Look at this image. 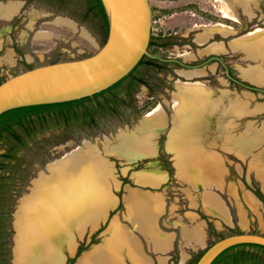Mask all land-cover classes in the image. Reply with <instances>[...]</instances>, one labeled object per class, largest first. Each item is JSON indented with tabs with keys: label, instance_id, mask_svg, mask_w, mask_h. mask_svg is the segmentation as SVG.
<instances>
[{
	"label": "rangeland",
	"instance_id": "1",
	"mask_svg": "<svg viewBox=\"0 0 264 264\" xmlns=\"http://www.w3.org/2000/svg\"><path fill=\"white\" fill-rule=\"evenodd\" d=\"M13 4L19 10L12 18L0 14V83L34 67L91 56L107 40L105 23L90 0H0V8ZM150 4L149 52L158 59L145 58L121 86L87 102L86 106L66 108L63 115L58 111L35 115L30 123L15 126L13 134L1 137L0 264H15L22 214L33 203L39 185L53 179L56 169L50 167L85 147L93 149L92 160L108 166L104 184L111 200L112 196L117 200L116 208L97 226L76 229L72 245L65 243L58 254L63 242L71 243L69 231L79 226L82 213L94 210L88 198L70 199L73 201L70 211L65 212L68 221L65 232L52 228L45 239L49 249L38 250L25 264H79L81 258L93 254L103 244L115 218L130 228L124 219L127 212L123 201L128 195L124 187L145 189L138 185L136 175L146 172H160L167 178L159 189L146 190L165 194L166 213L160 218V227L177 235L168 264H196L210 246L230 235H264V202L257 195L258 191L264 195V44L256 39L264 36V32L259 33L264 29V0H150ZM200 35L204 36V43H199ZM237 39L255 44V53L231 50L232 42H240ZM213 57L220 58L222 63L210 60ZM223 64L234 79L261 91H250L234 83L227 77ZM194 88L204 89L208 99L221 101L219 109H224L226 115L229 107L232 111V118L224 117L227 120L224 131L226 142H234L237 153L218 154L223 160V184L204 191V196L212 192L222 200L228 212L226 219L211 213L207 203L208 211L202 205L190 206L184 192L186 186L176 176L177 154L168 152L171 122L168 120L166 132L158 136L143 133L154 125L144 124L142 119L155 111L162 113L153 117L172 119L179 111L190 115L188 106L198 108L194 114L210 107L216 109L212 104L205 105L199 90ZM175 99L182 104L178 108ZM232 128L240 134L230 136ZM135 130L139 136L132 135ZM128 135L133 137L126 138ZM123 156L138 159L128 161ZM98 202L100 207L108 203ZM74 211V215H69ZM190 212L204 222L202 249L185 246L181 229L173 225L174 221L192 225L186 218ZM132 213L140 216L135 210ZM117 229L116 235L113 230V247L119 248L127 236ZM106 252L110 251L102 252L104 261ZM235 253L242 254L241 264H264L256 261L263 253L255 246H240L229 252L228 257ZM148 254L155 259L154 254ZM218 264L234 263L229 260Z\"/></svg>",
	"mask_w": 264,
	"mask_h": 264
},
{
	"label": "crops",
	"instance_id": "2",
	"mask_svg": "<svg viewBox=\"0 0 264 264\" xmlns=\"http://www.w3.org/2000/svg\"><path fill=\"white\" fill-rule=\"evenodd\" d=\"M199 43H204V36L200 37ZM246 44L247 42L240 41L237 43V41H234L231 44V50L240 49L249 53L251 46L246 48ZM243 46L245 48H243ZM209 99L212 101V107L216 109L210 107L208 111H201L193 115L179 111L178 114L174 113L172 119H169L171 128L167 137L168 152L175 155L177 154L174 158L176 176L178 182L186 186L184 192L189 198L190 206L197 207L202 205L203 210L205 209L208 211L207 205L205 204L207 203L209 204L208 208L211 213L226 219L228 212L222 200L216 195H211L212 192L204 196V191L206 189V191L209 192V189L223 184V171H221L224 169L223 160L221 157H218V154L221 152L237 153L235 143L232 142L231 144L230 142H226L224 131L227 121L224 117H227V119H229V117L232 118V111L229 107V113L226 115L224 109H219L221 101L213 100L210 97ZM233 103H231V105H233ZM160 122H162L161 119L159 120V123ZM231 130L230 136L234 137L240 134L233 128ZM208 138L214 139L211 142ZM158 173L146 172L136 175L138 185L145 189H135L129 186L124 187L128 192V195L125 196L123 201L127 212V214L124 215V219L127 220L131 227L129 228L124 225L121 219L115 218L105 233L103 244L96 248L93 254L81 258L79 264H95L94 258H96V254L101 249L119 254L120 260L116 262V264H168V254L174 249L177 235L174 232H165L160 227V218L166 213L165 194L164 192L154 193L146 190L148 188L159 189L166 182V175ZM131 190H135L137 193L131 192ZM138 193L147 197L150 203L142 206L140 216H135L132 213L133 204L128 200L133 195L139 196ZM117 204V200L112 196L111 202L105 204L102 210H90L86 213H82L79 226H74L69 231L71 243L63 242L60 249H57L59 250L58 254L65 243H67V245H72L73 234L76 229L78 230L79 227L83 228L84 225L97 226V223L103 218H106L109 211L115 209ZM186 218L192 225H185L181 223V221H174L173 225L181 229L185 246L202 249L205 243L204 240L200 243L194 240L193 232L198 228L199 231L203 232L204 239V222H202L199 215L193 212L186 214ZM112 225H114L113 230L114 228H119L121 231L125 232L131 242L127 239L125 243L126 239H123V244H120L121 246L119 248L116 246L113 247L114 231H110ZM117 249L120 250L119 253ZM148 252L156 256L154 260ZM184 259H186V257Z\"/></svg>",
	"mask_w": 264,
	"mask_h": 264
},
{
	"label": "water",
	"instance_id": "3",
	"mask_svg": "<svg viewBox=\"0 0 264 264\" xmlns=\"http://www.w3.org/2000/svg\"><path fill=\"white\" fill-rule=\"evenodd\" d=\"M100 1L108 21V36L105 44L91 56L34 67L0 83V116L14 109L94 97L129 76L145 57L158 59L149 52L152 39L150 0ZM210 60L222 63L218 57ZM224 67L227 77L234 83L250 91H261L234 79L229 69L225 65ZM160 119L162 122L159 123ZM168 120L163 116H145L142 123H151L154 128L147 129L143 133L150 136L165 133ZM139 134L135 130L132 135L139 136ZM132 135L125 137L131 138ZM124 158L128 161L138 159ZM241 245L264 247V235L240 233L225 237L210 246L196 264H214L224 252Z\"/></svg>",
	"mask_w": 264,
	"mask_h": 264
},
{
	"label": "bare ground",
	"instance_id": "4",
	"mask_svg": "<svg viewBox=\"0 0 264 264\" xmlns=\"http://www.w3.org/2000/svg\"><path fill=\"white\" fill-rule=\"evenodd\" d=\"M18 10H19L18 5L13 4L8 7L6 6L1 7L0 14L3 18L10 19L12 18V16H14L17 13ZM259 31L258 32L262 34L264 32V29H260ZM255 34H257V32ZM247 36L250 37V34ZM256 39H258V41H260L262 45L264 44V36L258 37ZM259 44L258 46H260ZM250 46L251 49L249 50V52H251L252 54L255 53V49H254L255 44L247 43L245 45L246 48ZM245 47L243 46V48ZM188 84H192V83H188ZM193 85L198 86L200 84L195 83ZM194 89L199 90L198 94H200L201 100L205 105L212 104V101L209 100L208 97L204 95L205 94L204 89L202 88H194ZM181 105H182L181 102L175 99V106L178 108ZM196 109L198 108H195V106L187 107L188 112L191 113L192 115L194 114ZM159 113L161 114L162 111L160 112L155 111L153 113L148 114L147 116L149 117L153 115L156 116V114ZM92 152L93 149L91 147L79 148L78 150H75L72 153H69L67 156H65L62 162H59L50 167L51 170L54 168L56 169V170L54 169L56 172L54 174L53 179L49 181H44L39 185V189L35 192L33 203H31L27 207V209L25 208L24 213L22 214L20 236H19L18 246L16 248L15 264H25V262L30 257H33L38 250L40 251L43 250L45 252L46 248L49 249L50 245H48L49 243L45 239L49 238L48 236L50 235V231L52 230V228H55L58 231L65 232L66 224H68V221H66L67 216L65 212L70 211L69 210L71 209L70 204L73 201V200L71 201L70 199L77 200L80 198H88L90 199V203L88 204H91L94 210L96 211H98V209L100 210V208L101 209L103 208L100 207L101 204L98 202V200H102L106 203L109 202V200H111L110 196L108 195L107 186L106 184H104L105 183L104 179L106 177L105 169L107 168V165L105 168L104 165L98 164L97 162L92 160V156H91ZM128 201H130V203L133 204L132 210H135L139 214L141 213L142 206L145 204L148 205L150 203L149 200L141 198L138 195L131 196ZM207 205L209 206V204ZM74 213L75 211L73 213L71 212V214L69 213V215L72 216L74 215ZM114 230L116 235V233H118V229L114 228ZM124 235L125 234H123V236ZM124 238L127 241V237ZM193 239L199 241V243L202 242L204 240L203 232L199 231L198 228L194 230ZM116 247H118V245H116ZM103 251L99 252V254L95 256L96 257L94 258L95 263L98 262L99 264H116V262H119L120 255L117 254L116 252H109V253L106 252L107 254L105 255L107 257L106 261L102 260Z\"/></svg>",
	"mask_w": 264,
	"mask_h": 264
},
{
	"label": "trees",
	"instance_id": "5",
	"mask_svg": "<svg viewBox=\"0 0 264 264\" xmlns=\"http://www.w3.org/2000/svg\"><path fill=\"white\" fill-rule=\"evenodd\" d=\"M90 1L92 2L94 8L98 10L101 20L104 21L106 29H107V36H108V21H107V17H106V14H105V11H104V8L102 6L101 1L100 0H90ZM145 58H147V57H145ZM144 59L140 62L138 67L144 63ZM135 70L129 76H127L125 79H123L122 81H120L119 83H117L116 85L111 87L110 89H108V90H106L100 94H97L94 97H89V98H85L82 100H77V101H72V102H67V103L19 108V109H14V110H11V111H8V112L2 114L0 116V139L3 136V134H5V133L13 134V128L15 126H24L25 124L30 123L31 118L35 115H42V114H44L46 112H50V111H58V113L60 115H63L65 113H67L66 108L77 106V105H85L86 106L87 102H92L94 99L101 97V96H104L105 94L110 93L114 89L121 86V84H123V82H125L128 78L132 77V74L135 72ZM257 195L264 202V195L260 191L257 192ZM241 246H246V245H241ZM247 246H255V247L259 248L263 254H262V256L257 257L256 261H258V262L263 261L264 262V247L257 246V245H247ZM238 247H240V246L233 247V248L227 250L226 252H224L215 261L214 264H218V263L223 262V261L227 263L229 260H231L234 264H241V261L239 259V257L242 255L241 253H235L232 256L228 257V253L231 252L232 250L238 248ZM81 252H82V250L80 249L79 254Z\"/></svg>",
	"mask_w": 264,
	"mask_h": 264
}]
</instances>
